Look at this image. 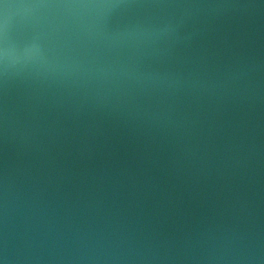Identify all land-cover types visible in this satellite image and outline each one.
<instances>
[{
	"label": "water",
	"instance_id": "water-1",
	"mask_svg": "<svg viewBox=\"0 0 264 264\" xmlns=\"http://www.w3.org/2000/svg\"><path fill=\"white\" fill-rule=\"evenodd\" d=\"M0 264H264V0H0Z\"/></svg>",
	"mask_w": 264,
	"mask_h": 264
}]
</instances>
